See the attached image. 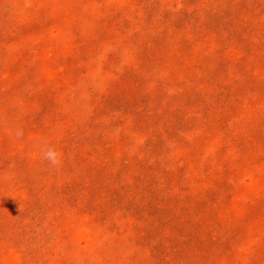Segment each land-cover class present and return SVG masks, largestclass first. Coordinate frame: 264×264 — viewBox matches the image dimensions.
<instances>
[{
    "label": "rangeland",
    "instance_id": "374dc122",
    "mask_svg": "<svg viewBox=\"0 0 264 264\" xmlns=\"http://www.w3.org/2000/svg\"><path fill=\"white\" fill-rule=\"evenodd\" d=\"M0 264H264V0H0Z\"/></svg>",
    "mask_w": 264,
    "mask_h": 264
},
{
    "label": "clouds",
    "instance_id": "9594fccd",
    "mask_svg": "<svg viewBox=\"0 0 264 264\" xmlns=\"http://www.w3.org/2000/svg\"><path fill=\"white\" fill-rule=\"evenodd\" d=\"M44 159H46L51 165L56 166L61 163L62 153L54 148H49L44 152Z\"/></svg>",
    "mask_w": 264,
    "mask_h": 264
}]
</instances>
